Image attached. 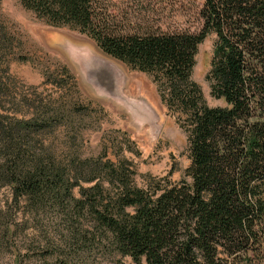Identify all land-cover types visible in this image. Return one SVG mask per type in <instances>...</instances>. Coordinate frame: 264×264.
Segmentation results:
<instances>
[{
	"label": "trees",
	"instance_id": "obj_1",
	"mask_svg": "<svg viewBox=\"0 0 264 264\" xmlns=\"http://www.w3.org/2000/svg\"><path fill=\"white\" fill-rule=\"evenodd\" d=\"M19 1L48 25L85 34L106 55L151 75L187 136L189 166L180 180L149 176L139 187L123 157L63 164L32 145L50 128L47 118L0 113V187L34 214L59 208L67 227L39 259L25 260L15 248L11 264L77 257L86 264H264V0H202L196 33L122 31L99 0ZM210 34L205 77L223 105L209 106L190 77ZM7 72L5 65L2 96Z\"/></svg>",
	"mask_w": 264,
	"mask_h": 264
},
{
	"label": "rangeland",
	"instance_id": "obj_2",
	"mask_svg": "<svg viewBox=\"0 0 264 264\" xmlns=\"http://www.w3.org/2000/svg\"><path fill=\"white\" fill-rule=\"evenodd\" d=\"M99 3L122 31L168 29L196 33L202 25L198 15L202 0H99ZM0 34V74L5 65L8 69V76L3 74L6 85L4 96L0 94V113L49 120L50 128L32 144L38 153L53 156L66 165L71 158L101 157L116 161L123 157L135 170L132 180L139 187L145 185L149 176L170 173L173 180L184 177L189 166L187 136L175 119L177 114L161 102L151 75L107 56L85 34L48 25L19 0H0ZM214 40L215 35L210 34L198 45L190 75L209 106L223 105L211 96L205 77ZM57 44L61 48L63 45L65 53ZM86 44L113 60L124 72L125 75L116 73L123 96L137 105L139 98L147 104L155 122L153 129L136 122L137 118L130 112L133 119L122 108H126L122 100L120 107L114 99L96 92L85 74L76 68L82 70L81 60L95 57ZM65 67L76 79L66 73ZM73 193L79 195L77 187ZM65 219L59 208L30 212L25 202L18 203L12 198L8 186H1L0 264L12 263L15 248L25 260L42 257L48 240L58 244L67 234ZM7 226L13 227L12 233H6ZM92 251L94 254L97 250ZM103 259L92 264H102ZM68 263L86 264V261L77 257Z\"/></svg>",
	"mask_w": 264,
	"mask_h": 264
},
{
	"label": "water",
	"instance_id": "obj_3",
	"mask_svg": "<svg viewBox=\"0 0 264 264\" xmlns=\"http://www.w3.org/2000/svg\"><path fill=\"white\" fill-rule=\"evenodd\" d=\"M58 38L60 40L62 38V36L58 37ZM87 46H89V45H87ZM61 49L63 50V45H62ZM91 50L93 51L92 48H91ZM63 52H64V50H63ZM93 56H95L96 59L94 61V64L91 66L92 67L91 69H89L88 67L84 68L83 70H80L78 67H76V68L81 73L85 74L86 80L89 81V83L94 87L96 92H98L100 95H102L104 97H107L110 100L114 99L115 101H113V102H115L120 107H122L119 104L121 102V100L116 95L117 90H118L120 85H119L118 81L113 77L114 76L113 74L119 73V72H122L124 74V72L117 66V64L113 60H111V59L109 60V59L103 57L102 55H99L97 52H94ZM137 101L140 104H142V106L144 108H146L145 117H143V119H141V120L134 119L130 114V109H128L127 107L126 108L122 107V108L127 110L128 113L130 114V116L136 122L147 124V125H149V129H153L155 122L153 121V115H152L151 109L148 108L147 104L141 98L137 99Z\"/></svg>",
	"mask_w": 264,
	"mask_h": 264
},
{
	"label": "bare ground",
	"instance_id": "obj_4",
	"mask_svg": "<svg viewBox=\"0 0 264 264\" xmlns=\"http://www.w3.org/2000/svg\"><path fill=\"white\" fill-rule=\"evenodd\" d=\"M72 46V45H71ZM83 49V48H82ZM71 54V53H70ZM76 55L77 56H81V54L80 53H76ZM73 59V58H72ZM95 57H92V58H88V59H85L84 61L83 60H81L82 62H81V67H82V70L84 69V68H89V69H91L92 67V65L94 64V61H95ZM76 60V59H75ZM79 62V61H78ZM77 62V63H78ZM114 76V78L118 81V83H119V88H118V90H117V93H116V95L118 96V98L120 99V100H122L124 103H125V106L128 108V109H130V112H131V114L135 117V118H137L138 120H141V119H143V117H145V114H146V109L142 106V104H136L132 99H129L128 97L127 98H125L124 96H123V94H122V91H121V83H120V80H119V76L118 75H116V73H114L113 74Z\"/></svg>",
	"mask_w": 264,
	"mask_h": 264
}]
</instances>
